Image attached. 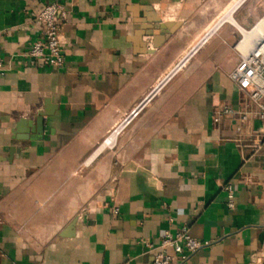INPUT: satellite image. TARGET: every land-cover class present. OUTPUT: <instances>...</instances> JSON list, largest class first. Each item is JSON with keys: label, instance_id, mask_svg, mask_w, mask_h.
<instances>
[{"label": "crops", "instance_id": "obj_1", "mask_svg": "<svg viewBox=\"0 0 264 264\" xmlns=\"http://www.w3.org/2000/svg\"><path fill=\"white\" fill-rule=\"evenodd\" d=\"M50 2L61 68L25 55ZM261 37L264 0H0V264H151L184 226L185 264H264V119H215Z\"/></svg>", "mask_w": 264, "mask_h": 264}, {"label": "built area", "instance_id": "obj_2", "mask_svg": "<svg viewBox=\"0 0 264 264\" xmlns=\"http://www.w3.org/2000/svg\"><path fill=\"white\" fill-rule=\"evenodd\" d=\"M61 9L62 6L57 2H50L40 12L31 13L41 25V36L33 41L25 54L29 58L40 60L46 66L55 68H61L65 64L62 22L57 18ZM61 15L64 16V12ZM3 71V61L0 58V76ZM230 78L246 93L253 109L237 112L229 107H223L216 110L215 119L220 121L227 115H238L241 121H246L251 117L264 119V37L257 38L252 48L242 55L239 65L230 73ZM162 83L163 80L159 86ZM159 86L153 88L152 91L158 89ZM135 114L136 111H133L125 118L121 126L128 123L130 117ZM254 146L261 147L258 144ZM262 163L264 166V154ZM224 189L227 192L228 207L235 208V191L232 185L225 184ZM115 212H117L116 209ZM210 244L208 240L192 236L185 226L176 231L167 230L161 237L151 264H185L192 254Z\"/></svg>", "mask_w": 264, "mask_h": 264}, {"label": "bare ground", "instance_id": "obj_3", "mask_svg": "<svg viewBox=\"0 0 264 264\" xmlns=\"http://www.w3.org/2000/svg\"><path fill=\"white\" fill-rule=\"evenodd\" d=\"M248 39H249V37H247V40H248ZM247 42H248V41H247ZM246 47H247V45H246ZM246 47H245V48H246Z\"/></svg>", "mask_w": 264, "mask_h": 264}]
</instances>
